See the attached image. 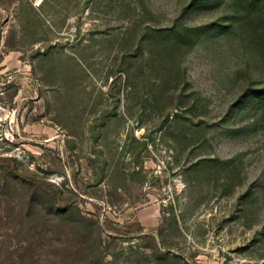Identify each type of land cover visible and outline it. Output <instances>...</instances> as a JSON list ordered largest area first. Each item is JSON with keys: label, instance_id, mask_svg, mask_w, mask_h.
<instances>
[{"label": "rangeland", "instance_id": "374dc122", "mask_svg": "<svg viewBox=\"0 0 264 264\" xmlns=\"http://www.w3.org/2000/svg\"><path fill=\"white\" fill-rule=\"evenodd\" d=\"M239 11L0 0V264H264V114L246 97L264 39ZM178 25L198 38L169 92L147 36Z\"/></svg>", "mask_w": 264, "mask_h": 264}, {"label": "trees", "instance_id": "16d2710c", "mask_svg": "<svg viewBox=\"0 0 264 264\" xmlns=\"http://www.w3.org/2000/svg\"><path fill=\"white\" fill-rule=\"evenodd\" d=\"M234 4L238 5L240 11L238 14L239 19L242 24H244L250 29H252L256 34L264 39V0H232ZM199 27H188L185 25H178L173 27H165L159 29V33H156L155 30L151 33L150 36H147V39L150 43L148 45V57L146 62L150 65V69L155 71L158 68V65H155V62H159V58H161L160 69L162 70L164 82H166V90L171 92L172 89H184L187 84V68L184 62V55L186 52L194 45V42L198 38ZM160 38V41H165L166 44H155ZM158 41V42H160ZM175 43V44H171ZM264 51V44H263ZM143 56V54H140ZM143 66V65H142ZM162 67V68H161ZM142 71V70H140ZM183 85L184 87H181ZM181 87V88H180ZM247 98H258L261 99L260 107L258 111L264 114V87L259 89H254L251 92L247 93ZM172 109V107L170 108ZM167 121H176L179 120V113L174 112L173 110H169L166 114ZM216 162L222 163V161L218 158H209L198 161L192 166L194 169L200 168V166L208 165L209 163L216 164ZM141 171V167L139 165L134 167L131 170H118L124 176L130 177V175L134 176L135 174H139ZM27 179L33 182H45L36 180L33 178L27 177ZM46 183V182H45ZM174 202L172 200H168V206L172 209L174 213ZM167 205V204H165ZM166 207L163 208L162 216L163 222L169 219L166 211ZM176 215V214H175ZM81 216H83L81 214ZM84 217V216H83ZM160 234H162V227L158 228ZM123 233H129L128 231ZM159 250L162 251L160 248ZM169 251V250H168ZM168 251L161 253L162 255H168ZM103 257V254H99L97 258L89 260L86 263L81 264H95L99 258Z\"/></svg>", "mask_w": 264, "mask_h": 264}]
</instances>
